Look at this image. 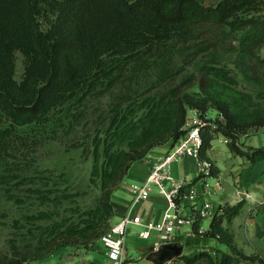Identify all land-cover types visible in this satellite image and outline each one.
I'll return each instance as SVG.
<instances>
[{
  "label": "trees",
  "instance_id": "obj_1",
  "mask_svg": "<svg viewBox=\"0 0 264 264\" xmlns=\"http://www.w3.org/2000/svg\"><path fill=\"white\" fill-rule=\"evenodd\" d=\"M176 48L200 57L204 80L199 90L174 89L170 96L148 102L136 120L116 103L109 132L126 140L127 147L109 153L101 172L100 205L86 219L85 228L77 235L75 227L62 241L48 242L49 247L44 245L33 256L0 252V264L42 260L58 248L75 243L88 247L99 239L114 215L113 192L131 165L159 145L169 142L173 147L184 133L190 109L203 116L214 109L224 116L205 118L200 159L213 162V141L223 135L232 153L250 165L264 160V146L240 142L244 134L264 126V87L257 95L240 88L237 78L242 75L264 86V0H218L213 5L203 0H0V151L27 145L21 128H43L71 95L95 88L113 62L118 66L134 62V70L144 71ZM17 52L23 54L20 75ZM217 173L213 163L211 176ZM200 177L181 186L178 203ZM242 205L243 201L225 203L206 230H200V218L193 223L197 235L218 238L228 251L183 254L181 246L170 243L151 257L160 262L163 250L178 249L170 258L186 264L203 258L210 264L243 260L264 264L260 252L247 253L237 245L229 226Z\"/></svg>",
  "mask_w": 264,
  "mask_h": 264
},
{
  "label": "rangeland",
  "instance_id": "obj_2",
  "mask_svg": "<svg viewBox=\"0 0 264 264\" xmlns=\"http://www.w3.org/2000/svg\"><path fill=\"white\" fill-rule=\"evenodd\" d=\"M17 56L20 75L23 54L17 52ZM134 64L113 62L95 88L71 95L43 128H21L27 145L18 143L0 151L1 253L33 256L44 245L49 247L48 242L62 241L75 227L77 235L85 228L86 219L100 205L101 172L109 153L127 147L126 140L115 139L109 132L116 103L136 120L144 115L148 102L170 96L174 89L182 93L199 90L204 80L200 57L194 58L187 49H174L144 71L134 70ZM237 78L240 88L257 95L264 87L242 75ZM207 115L219 118L220 112L211 109ZM223 140L221 136L214 144L226 150ZM143 242L152 244L153 239ZM102 247L97 238L88 247L75 243L58 248L51 256L102 253Z\"/></svg>",
  "mask_w": 264,
  "mask_h": 264
},
{
  "label": "crops",
  "instance_id": "obj_3",
  "mask_svg": "<svg viewBox=\"0 0 264 264\" xmlns=\"http://www.w3.org/2000/svg\"><path fill=\"white\" fill-rule=\"evenodd\" d=\"M218 0H203L205 5H213ZM226 150L214 144L210 156L214 165L218 168L217 175L207 178L210 189L205 185V179L200 177L192 187L198 192L197 197L187 193L182 198V206L185 212H191L198 204L210 203L215 207H222L225 203L235 204L243 201L240 213L229 223L235 233V241L239 247L247 253L260 252L264 256V160L250 165L240 155L232 153L227 144V138L223 135ZM218 137V138H219ZM217 139V138H216ZM215 139V140H216ZM240 142L245 145L264 146V126L249 134H244ZM171 148V143H165L153 148L145 158L135 161L128 170L124 180L113 192L112 204L114 215L111 224L117 223L125 215H140L143 220L159 219L166 207L167 199L156 188L146 200L135 202L131 192V185L146 179L150 165L153 161L162 158ZM172 172L177 181L190 182L199 176L198 159L187 155L172 164ZM213 217L200 218V230L209 228ZM208 219L207 224L205 221ZM132 225V226H131ZM126 238L125 251L129 259H141L142 264H163L151 257L154 244L158 239L157 232H153L149 239L152 244H146L138 235L142 229L139 224H131ZM173 243L182 247L183 254H193L200 250H209L213 255L216 249L228 251L227 244L222 243L216 237H204L197 235L193 225H185L176 232ZM103 249V250H102ZM102 253H86L70 255L68 253L39 260L32 264H112V261L102 247ZM126 264H132L130 261ZM174 264H186L182 259H176ZM194 264H210L209 259L203 258ZM238 264H261L257 261L243 260Z\"/></svg>",
  "mask_w": 264,
  "mask_h": 264
},
{
  "label": "built area",
  "instance_id": "obj_4",
  "mask_svg": "<svg viewBox=\"0 0 264 264\" xmlns=\"http://www.w3.org/2000/svg\"><path fill=\"white\" fill-rule=\"evenodd\" d=\"M207 114L202 115L198 109L188 111L186 122L183 126L184 133L177 143L160 159L153 161L146 179L142 182H136L131 185V192L135 202L146 200L150 197L154 188L164 195L167 199V207L159 219L143 220L140 215H125L117 223L111 224L102 234L99 241L105 248L106 254L112 261V264H142L141 259H129L126 251V238L131 224H139L142 229L138 235L142 239H149L153 232H157L158 239L154 244L153 252L157 253L165 244L173 243L176 232L185 225H193L197 218L214 217L217 213L222 212V208L215 207L210 203L195 206L191 212L183 210L182 202L178 203L176 197L180 192L182 185L176 180L172 172V164L180 158L192 155L198 159L199 175L205 179V185L210 189V183L207 178L211 176L213 162L208 159L199 158V149L202 145L201 128L206 122ZM219 118L224 120L220 113ZM190 195L198 196L194 187L190 189ZM151 253V254H152ZM175 258H169L163 264H174Z\"/></svg>",
  "mask_w": 264,
  "mask_h": 264
},
{
  "label": "water",
  "instance_id": "obj_5",
  "mask_svg": "<svg viewBox=\"0 0 264 264\" xmlns=\"http://www.w3.org/2000/svg\"><path fill=\"white\" fill-rule=\"evenodd\" d=\"M178 249H173V250H163L160 255H159V260L161 263H163L165 260L169 259L170 256L174 253L177 252Z\"/></svg>",
  "mask_w": 264,
  "mask_h": 264
}]
</instances>
